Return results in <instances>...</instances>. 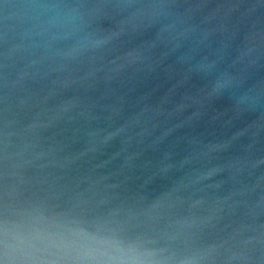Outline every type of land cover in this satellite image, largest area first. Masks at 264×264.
<instances>
[{
	"label": "water",
	"instance_id": "1",
	"mask_svg": "<svg viewBox=\"0 0 264 264\" xmlns=\"http://www.w3.org/2000/svg\"><path fill=\"white\" fill-rule=\"evenodd\" d=\"M0 264H264V0H0Z\"/></svg>",
	"mask_w": 264,
	"mask_h": 264
}]
</instances>
